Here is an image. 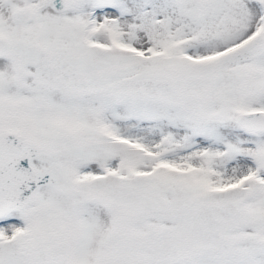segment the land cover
<instances>
[{"label": "snow or ice", "instance_id": "1", "mask_svg": "<svg viewBox=\"0 0 264 264\" xmlns=\"http://www.w3.org/2000/svg\"><path fill=\"white\" fill-rule=\"evenodd\" d=\"M0 264H264V0H0Z\"/></svg>", "mask_w": 264, "mask_h": 264}]
</instances>
